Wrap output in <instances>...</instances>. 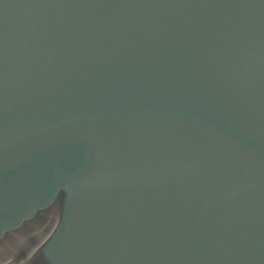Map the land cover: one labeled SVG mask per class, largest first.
I'll list each match as a JSON object with an SVG mask.
<instances>
[{
    "label": "water",
    "instance_id": "obj_1",
    "mask_svg": "<svg viewBox=\"0 0 264 264\" xmlns=\"http://www.w3.org/2000/svg\"><path fill=\"white\" fill-rule=\"evenodd\" d=\"M0 264H264V0H0Z\"/></svg>",
    "mask_w": 264,
    "mask_h": 264
}]
</instances>
